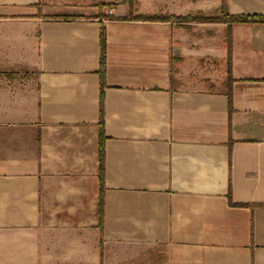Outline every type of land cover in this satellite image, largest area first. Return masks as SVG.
I'll return each instance as SVG.
<instances>
[{
	"label": "crops",
	"instance_id": "obj_1",
	"mask_svg": "<svg viewBox=\"0 0 264 264\" xmlns=\"http://www.w3.org/2000/svg\"><path fill=\"white\" fill-rule=\"evenodd\" d=\"M225 3L264 16V0ZM70 9L0 0V264H264V23Z\"/></svg>",
	"mask_w": 264,
	"mask_h": 264
},
{
	"label": "trees",
	"instance_id": "obj_2",
	"mask_svg": "<svg viewBox=\"0 0 264 264\" xmlns=\"http://www.w3.org/2000/svg\"><path fill=\"white\" fill-rule=\"evenodd\" d=\"M122 4L128 5L130 8V13L128 16L123 18H118L121 20H143V21H169L171 19L182 22H201V23H264V16L256 15V16H240V15H230L226 8L225 0H222V5L220 11L217 15L214 16H204V15H196V16H188L185 18H171L169 16L163 17H153V16H143L136 15L137 12V2L136 0H121ZM104 5L100 6V9H103ZM230 44V43H229ZM100 46H101V59H100V74L102 77V85L104 80L105 73V60H106V32L104 27H101L100 30ZM230 47V46H229ZM230 63V50L228 57V64ZM229 98L231 100V92H228ZM99 179H100V204H99V212H100V228H102L103 221V209H104V146L103 143L105 141V133H104V95L103 91L100 95V121H99Z\"/></svg>",
	"mask_w": 264,
	"mask_h": 264
},
{
	"label": "rangeland",
	"instance_id": "obj_3",
	"mask_svg": "<svg viewBox=\"0 0 264 264\" xmlns=\"http://www.w3.org/2000/svg\"><path fill=\"white\" fill-rule=\"evenodd\" d=\"M49 4L71 8L76 12H100L99 8L104 5L103 10L117 6L121 0H46ZM81 8V9H80ZM85 8V9H84Z\"/></svg>",
	"mask_w": 264,
	"mask_h": 264
}]
</instances>
